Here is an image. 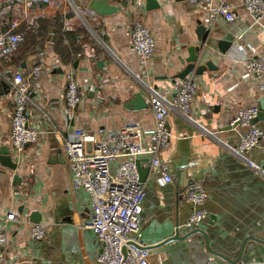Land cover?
Wrapping results in <instances>:
<instances>
[{
  "label": "crops",
  "instance_id": "1",
  "mask_svg": "<svg viewBox=\"0 0 264 264\" xmlns=\"http://www.w3.org/2000/svg\"><path fill=\"white\" fill-rule=\"evenodd\" d=\"M146 1L0 0V35L13 22L22 35L15 49H0V157L8 150L18 164L14 171L0 162V252L6 250V264H98L102 245L90 227L92 205L85 191L73 188L64 138L76 129L91 134L127 126L152 131L150 100L158 95L173 102L174 84L186 67L181 60L190 46L200 44V24L214 34L200 62L211 61L215 69L185 78L198 85L189 116L169 113L171 147L161 160L172 181L155 177L151 156L139 158L147 171L139 238L160 254L162 264L209 259L264 264V91L255 79L242 80L248 59H264V16L255 22L245 0H225L233 8V21L208 25L206 13L186 0H154L149 9ZM101 4L117 11L101 16L94 10ZM135 20L155 38L154 56L145 63L131 47ZM229 36L234 41L223 54L218 43ZM69 71L82 98L74 111L65 100ZM17 74L25 77L31 98L30 126L40 133L39 143L22 152L10 142L14 95L9 80ZM253 106L262 114L256 121L261 144L242 156L237 147L247 130L231 123L240 110ZM153 142L151 134L144 135L145 146ZM191 190L208 194V217L196 230L185 227L192 213ZM34 212L47 225L42 241L30 236ZM8 214L20 222H4Z\"/></svg>",
  "mask_w": 264,
  "mask_h": 264
},
{
  "label": "built area",
  "instance_id": "2",
  "mask_svg": "<svg viewBox=\"0 0 264 264\" xmlns=\"http://www.w3.org/2000/svg\"><path fill=\"white\" fill-rule=\"evenodd\" d=\"M186 2L206 13L204 22L213 25L219 20L231 22L234 19L233 8L225 0L218 4L214 0H186ZM247 13L259 22L264 16V0H245ZM19 23L13 22L6 35H0V49H15L22 41L18 32ZM242 37L237 38L240 43ZM131 47L143 63L154 56L156 43L151 30L140 20L131 27ZM242 50V45L238 46ZM39 69H35L37 76ZM67 88L65 100L70 110H76L81 103L79 83L73 71L65 75ZM255 79L260 90L264 91V59L251 58L245 62L242 80ZM25 77L15 75L9 80L14 97L10 142L16 152H22L27 146L39 143L40 133L30 126L27 110L31 98L24 85ZM174 100L166 102L158 95L150 100L155 125L152 131L143 132L137 126H127L116 133L91 134L76 129L64 138L63 153L68 162L75 191H85L92 205L90 227L95 230L102 245L98 264H162L160 254L152 245L139 238L141 214L145 200V190L140 183L136 160L151 156V166L155 177L164 182L172 179L161 160L162 153L171 147V134L168 128L169 113L174 110L180 115L189 116L192 103L198 93L197 82L179 79L174 84ZM260 108L253 106L240 110L231 123L232 128L246 129L237 147L240 155L246 156L261 144L262 132L256 124ZM145 134H151L154 142L150 146L143 144ZM208 194L204 190H191L188 200L192 204V213L185 227L196 230L208 217L205 205ZM19 223L20 218L8 214L4 222ZM47 225L34 224L30 230L33 241H42L47 236ZM6 250L0 252V264H6ZM204 264H218L209 259Z\"/></svg>",
  "mask_w": 264,
  "mask_h": 264
},
{
  "label": "water",
  "instance_id": "3",
  "mask_svg": "<svg viewBox=\"0 0 264 264\" xmlns=\"http://www.w3.org/2000/svg\"><path fill=\"white\" fill-rule=\"evenodd\" d=\"M147 9H149L151 7V5L154 3V0H147ZM101 10H95V12L101 16H105V15H111L113 12L117 11L116 8L114 7H104L103 4H101ZM157 8V6H156ZM153 9V8H151ZM214 34L212 33L211 29H207L204 25L200 24V27L197 31V38L198 41L200 42V44L198 45H194V46H190L187 49L188 52V57L185 58L184 60H181V62L183 64L186 65V67L184 68V70L178 75L179 79H185L187 76L191 75V74H195L197 76L202 75L207 69L209 70H214L215 66L213 65V63L211 61H205V62H200L202 60V58H205L206 53H204V48L205 45L207 44V40L209 38H213ZM234 38L232 36L227 37L226 40H221L218 43V47L220 52H222L223 54H226L227 51L232 47ZM101 64V63H99ZM137 101H139V103L141 104L142 108L145 104H143L141 102V95H137L136 96ZM264 114V112H263ZM261 113L258 116V119L256 121H258L261 118ZM0 162L6 166L7 168H10L11 170H16L17 169V163L13 162L12 157H11V153L7 150L4 151L1 154L0 157ZM136 166L139 172V177H140V183L142 184L145 179H146V170H143V168H141V160H136ZM20 178L18 176H15L14 180L17 181ZM32 221L35 224L41 223V218L38 212H34L32 214ZM178 238V237H177ZM177 238H173V239H177Z\"/></svg>",
  "mask_w": 264,
  "mask_h": 264
},
{
  "label": "trees",
  "instance_id": "4",
  "mask_svg": "<svg viewBox=\"0 0 264 264\" xmlns=\"http://www.w3.org/2000/svg\"><path fill=\"white\" fill-rule=\"evenodd\" d=\"M68 34H70V33H69V32H68V33H64V36H67V37L70 36V35H68Z\"/></svg>",
  "mask_w": 264,
  "mask_h": 264
}]
</instances>
